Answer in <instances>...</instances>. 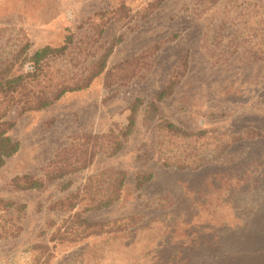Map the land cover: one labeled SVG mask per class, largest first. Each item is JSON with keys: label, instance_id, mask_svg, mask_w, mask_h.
<instances>
[{"label": "rangeland", "instance_id": "obj_1", "mask_svg": "<svg viewBox=\"0 0 264 264\" xmlns=\"http://www.w3.org/2000/svg\"><path fill=\"white\" fill-rule=\"evenodd\" d=\"M121 6L127 8L122 17L102 21L105 31L92 52L98 57L122 38L106 71L143 55L134 77L109 87L103 74L49 108L8 115L15 122L9 134L21 148L0 168V200L15 203L0 207V264H245L232 257L264 248V135L234 144L231 163L179 171L163 166L157 123L165 118L193 131L264 134V59L254 58L261 47L244 37L247 20H264V0H0V30H21L33 50L58 47L71 33L85 35L87 20L101 24L99 13ZM235 36H242L238 47L231 44ZM5 40L0 31V47ZM181 74L157 113L139 114L136 133L118 155H98L89 168L42 190L15 189V177H42L75 137L125 124L137 97L153 100ZM216 140L210 135L192 147L209 153ZM108 168L128 173L112 208L58 205ZM149 173L153 180L138 191L136 177ZM75 213L109 225L100 235L63 241L61 234L76 230L69 220ZM255 235L260 243L247 246Z\"/></svg>", "mask_w": 264, "mask_h": 264}, {"label": "trees", "instance_id": "obj_2", "mask_svg": "<svg viewBox=\"0 0 264 264\" xmlns=\"http://www.w3.org/2000/svg\"><path fill=\"white\" fill-rule=\"evenodd\" d=\"M163 1L159 0V3ZM126 9V6H121L112 13H99L101 24L108 15L115 19L122 17ZM86 23L89 27L85 35L71 33L61 46L46 45L36 50H33V44L21 30H0L6 33V40L0 47V52L5 49L0 53V168L21 148L20 143L9 134L15 127V122L7 119L10 113L17 111L23 115L49 108L69 93L88 89L103 74L107 86L110 87L116 82L131 79L136 75L137 67L144 65L142 55L106 71L109 58L122 38L107 46L103 53L96 57L91 45L101 40L106 22L96 25L94 19H89ZM245 31L246 43L261 47L254 58L264 59V34H260V31H264V20L259 24L254 19L247 20ZM240 39L242 36H235L231 44L238 47ZM255 39L258 42H255ZM181 77L183 74L174 75L166 87L149 102L137 97L127 109L125 124L116 125L104 134H83L75 137L69 146L57 152L45 167L42 177L32 175L15 177L13 180L15 189L42 190L47 183L89 168L98 155L107 157L118 155L136 133L139 114L144 111L145 119H148L157 113L160 110V103L174 94ZM157 129L159 131L157 147L163 153V166L179 171H197L215 163H231L233 159L228 152L234 144L264 135L262 131L255 129H249L243 135H228L227 132L217 134L216 130L193 131L165 118H160ZM210 135L217 139L212 152H198L192 147V142H199ZM153 177L151 173L139 174L136 177V189L142 190ZM127 178L128 173L123 169H105L89 177L83 188L59 201L58 205L62 209L73 211L86 201V212L112 208L120 201ZM0 207L10 210L15 207V203L0 200ZM23 208L24 206L19 207L20 210ZM134 218L126 220H131L132 223ZM69 220L72 226H76V230L61 234L60 239L63 241L79 242L90 236L100 235L109 225L106 222L90 221L79 213H75ZM259 239L261 238L255 235V238H251L245 244L255 247L260 243ZM232 258L235 262L244 260L245 264H264V248L234 255Z\"/></svg>", "mask_w": 264, "mask_h": 264}]
</instances>
